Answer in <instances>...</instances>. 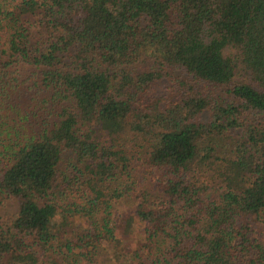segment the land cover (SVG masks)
I'll return each instance as SVG.
<instances>
[{
    "label": "trees",
    "instance_id": "1",
    "mask_svg": "<svg viewBox=\"0 0 264 264\" xmlns=\"http://www.w3.org/2000/svg\"><path fill=\"white\" fill-rule=\"evenodd\" d=\"M135 150L160 195L110 218ZM263 226L264 0H0V264H264Z\"/></svg>",
    "mask_w": 264,
    "mask_h": 264
},
{
    "label": "rangeland",
    "instance_id": "2",
    "mask_svg": "<svg viewBox=\"0 0 264 264\" xmlns=\"http://www.w3.org/2000/svg\"><path fill=\"white\" fill-rule=\"evenodd\" d=\"M164 84H169V87L171 86L170 82L167 80H163ZM162 95H166L167 91H162ZM141 151V150H140ZM140 151H129L128 153V167L127 172L130 177V181L133 185L134 191L131 192L128 195H124L123 197L118 198L115 200L112 204L111 209V215L110 218L116 219L118 216H122L125 214H129L133 212L134 209V203H135V195L137 192H146L147 198L149 200H153L156 197L160 195V192H158L150 183L146 171H145V165L143 164V152ZM211 180L212 184H216L217 180ZM125 182V181H123ZM77 186V185H75ZM79 186L80 183H79ZM5 210L2 212L3 214L6 213H13L17 208L16 200L10 199L5 203ZM83 221H78L77 226H83ZM77 226L75 227L76 229ZM264 231V226H263ZM114 245V242L109 241H101L97 247L95 248V254L93 257V262L91 264H121L122 257L118 256L117 260L113 259L112 257V250L111 247ZM69 261V260H68ZM75 264H85L84 261L81 259L77 260Z\"/></svg>",
    "mask_w": 264,
    "mask_h": 264
}]
</instances>
